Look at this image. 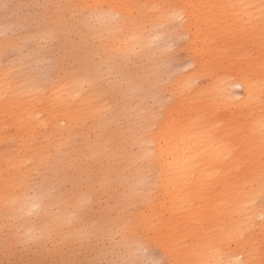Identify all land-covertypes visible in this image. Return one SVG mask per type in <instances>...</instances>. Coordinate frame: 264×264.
I'll use <instances>...</instances> for the list:
<instances>
[{
  "label": "bare ground",
  "instance_id": "obj_1",
  "mask_svg": "<svg viewBox=\"0 0 264 264\" xmlns=\"http://www.w3.org/2000/svg\"><path fill=\"white\" fill-rule=\"evenodd\" d=\"M39 12L40 29L0 38V57L26 39L64 52L49 87L0 63V144H12L0 221L42 212L13 241L103 236L148 250L175 226L199 236L181 264H264V0H43ZM164 36L185 37L194 65L170 85L156 78ZM100 196L112 204L89 220Z\"/></svg>",
  "mask_w": 264,
  "mask_h": 264
},
{
  "label": "rangeland",
  "instance_id": "obj_2",
  "mask_svg": "<svg viewBox=\"0 0 264 264\" xmlns=\"http://www.w3.org/2000/svg\"><path fill=\"white\" fill-rule=\"evenodd\" d=\"M42 3L43 0H0V38H5V36L20 37L27 33L34 32L37 28L40 29V22L38 21V16L40 17V15L36 16V14H40L39 11L42 10ZM39 8L41 9L39 10ZM71 38L73 37L71 36ZM160 40L161 42L159 45L158 43L154 45L155 49L153 52L156 58V64L159 65L156 78L170 85L183 74L193 69L194 65L191 63V59L184 48L186 45L185 37L179 38L177 45L174 44L175 39L173 36H164ZM19 42H22V45L20 43V46L17 48H9L1 55V66L8 67L12 63L19 64L22 70L25 71L24 74H19V78H25L26 76L31 78V76H35L31 80L41 83L45 87L54 84L57 77H62L59 72L60 69L58 68L60 65L55 63L54 60L61 59L64 52L60 46L57 45L55 39L41 42V46L36 43H31L27 39ZM244 51L246 52V50ZM146 60L147 58H144L141 61L143 65L139 63V67L142 66L145 68L148 65V63H145ZM131 61L132 66H130V73L138 67V63L134 60L133 56H131ZM233 91L234 95L236 94L238 98L241 97V88H236L235 86ZM176 97H178V94ZM165 109V107L158 108V111L164 113ZM235 110V108L231 107H226L224 109V116L227 121L236 118L237 115ZM252 136L256 137L255 134H252ZM11 147L12 144H0V151L10 149ZM84 163L87 164L88 161H84ZM33 178L34 182L39 180L38 175L33 176ZM62 185L64 189H69L68 182H63ZM78 185L82 187V184L79 183ZM33 189L34 187L30 189V192H33ZM112 201L108 197L106 198V196H100L97 202L98 204H90V211L93 210L92 212L94 213L89 211L90 214L88 213L87 218H90L89 220L94 219V215L102 208L106 206L109 207ZM29 211L28 217L26 216L24 218L25 221L22 219L20 221V218H9L3 222L0 221V264H170L166 253H170L175 260V264H181L182 252L180 248H188L190 252L197 249L195 244L199 236L188 233L187 231H178V228H175V226L169 233L166 229H161L158 232V246H151L148 250L142 248L128 250L124 248L117 237H109V239L107 237L103 238V236L100 238L99 236H91L80 243H71L69 241L62 242L58 240H55L57 243H54V240L50 239L44 243L46 246L43 244L41 248H36L35 241L32 237H24L18 242L13 241L14 230H23L21 225L24 222L27 221V224H35L38 215L42 216L41 210L38 213L32 209ZM52 212L54 213V208ZM108 216L113 217L114 215L108 214ZM2 224L7 225L4 226ZM193 225L197 228L206 226L204 222L195 220L193 221ZM9 230H13V232ZM34 230V233H36L37 230ZM18 233L23 234V232ZM6 247H8L7 250ZM68 249L70 250L68 251Z\"/></svg>",
  "mask_w": 264,
  "mask_h": 264
},
{
  "label": "snow or ice",
  "instance_id": "obj_3",
  "mask_svg": "<svg viewBox=\"0 0 264 264\" xmlns=\"http://www.w3.org/2000/svg\"><path fill=\"white\" fill-rule=\"evenodd\" d=\"M241 87H242L241 84H237L236 85V88H241ZM260 128H261V130H264V121H261ZM224 155L227 158L229 156V153L225 150ZM260 219L264 220V214H261ZM247 223H250V222H246V224ZM239 235H240V237H242L243 236V232H240Z\"/></svg>",
  "mask_w": 264,
  "mask_h": 264
}]
</instances>
